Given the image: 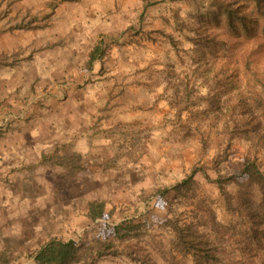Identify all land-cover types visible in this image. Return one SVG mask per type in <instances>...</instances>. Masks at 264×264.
Segmentation results:
<instances>
[{"label":"rangeland","instance_id":"1","mask_svg":"<svg viewBox=\"0 0 264 264\" xmlns=\"http://www.w3.org/2000/svg\"><path fill=\"white\" fill-rule=\"evenodd\" d=\"M197 3L0 0V120L8 113L10 121L19 117L11 125L21 128L17 141L25 143L23 150L30 139L47 143V155L43 150L34 158L23 151L7 158L13 144L4 139L11 132L0 131V264L4 255L8 264H36L30 256L51 238L87 247L109 238L110 253L95 264H214L178 249L175 232L160 224L174 216L190 224L197 212L198 218L217 217L229 226L231 217L212 181L238 176L246 160L264 173V141L243 137L216 149L232 109L239 111L248 96L244 53L258 48L244 38L231 54L219 51L213 58L204 52L206 57L195 60L188 27L196 24ZM209 20V29L220 31L222 39L231 35ZM97 46L102 52L92 67ZM172 82H183L191 100L178 103ZM211 87L219 96L209 93ZM224 148L227 156L218 157ZM8 166L18 172L7 176ZM195 168L205 172L196 175L200 187L186 204L155 201L146 209L143 197L173 188ZM243 182L227 190L251 200L263 194L248 178ZM94 200L107 204L102 221L87 217ZM129 221H146L148 228L116 238L114 227ZM259 225L264 232V219ZM223 226L211 239L230 250ZM247 226L241 218L236 231ZM253 253L264 258V237Z\"/></svg>","mask_w":264,"mask_h":264},{"label":"trees","instance_id":"2","mask_svg":"<svg viewBox=\"0 0 264 264\" xmlns=\"http://www.w3.org/2000/svg\"><path fill=\"white\" fill-rule=\"evenodd\" d=\"M193 1L197 3L198 0ZM199 1L196 4V24L193 27H188L192 33V37L189 40L194 45L193 58L195 60L206 57L205 53H209L213 58L218 57L217 53L219 51L231 54L234 51L233 47H236L244 38L249 44H254L253 48H258L256 52L252 49L246 54L244 53V75L248 81V96L244 95V102L241 103L239 111H236V107L232 109L230 122L222 133V135L224 134L223 142L218 141L216 149H219L225 143H227L225 146L229 148L234 140L242 139L243 137L245 141L258 140L257 143L264 141V68H262L263 66L260 63L264 60V50L262 49L264 43V0ZM210 16L221 25L222 28L218 29L231 35L222 39L220 31L214 33L213 30H210L208 27L209 23H207V21H210ZM219 21H222V23ZM178 26L179 28L181 27V30H183V27L186 28L185 25L183 27L180 26V23ZM258 35L261 38H258ZM101 52L102 50L99 46L94 49L90 66L94 67L98 62ZM182 84L183 82H172L171 85L178 94V103H181V100H191V92H188L187 88ZM213 91H215V88L211 87L209 93L215 95V97L219 96L218 94H213ZM207 100L211 101L210 98ZM231 107H229V111ZM181 113L182 111H179V116ZM11 114L13 113H8L6 120H0L2 121V123L0 122V131L4 132L7 129L11 133L14 132L13 128L15 125H13L14 123L11 125V122L17 121L19 117L14 114L16 120L10 121L9 115ZM241 116H244V125L241 122ZM234 129L236 130L235 132ZM4 134L6 136L7 133L5 132L2 135ZM5 138L7 139L8 137L6 136ZM207 142L208 140H204L205 144ZM31 151L33 149L30 150V153H32ZM224 152H227L226 148L220 149L218 157L227 156ZM36 155L37 152L34 151V158L37 157ZM44 155H47V150L44 151ZM46 157L44 156L43 158L45 162H47ZM51 157V162L61 164L53 156ZM31 169L34 170L32 166ZM201 171L205 172L203 168H195L189 177L173 188L158 190L153 197H143L144 206L146 205V209H151L155 201L169 206L173 200L181 202L180 204H186L200 187L199 181L196 180V175ZM6 172L7 176L11 177L12 174L15 175L18 172V168H10L8 166ZM244 177L248 178L250 186L255 185L263 191V194L258 199L251 200L249 199L250 196L245 197L240 190L237 194L227 190L228 185L243 187ZM212 183L218 188L223 200L221 204H223L227 214L231 217L229 226L220 224L217 217L211 218V221L202 217L198 218L197 212H194L196 223L191 222L190 224L182 225L178 216H174L173 218H167L160 224V227L172 229L176 234L178 249L189 251L201 263H222L225 261L222 251H226L228 260L224 264H264V258L258 253H253L254 247H259L260 240L264 237V232L259 230V224L264 219V173L257 162L246 160L243 171L238 176H231L228 179L220 177L212 181ZM197 208L201 211L205 210L202 205H198ZM87 210V217L92 222L102 221L106 216L107 204L102 200H94L88 203ZM233 216H236L234 222ZM243 217L248 221V226L244 231H236V224L238 222L241 225V218L244 219ZM143 222V224H135L133 221H129L126 224H118L113 229L114 235L116 238L125 240L131 237L132 231L141 227L148 228V223L146 221ZM242 223L244 225V221ZM220 226L226 229V240L232 247L230 250L223 249L220 240H217L216 243L211 239L214 230H221ZM113 244V241L109 238H103L96 245L90 247L80 245L73 239L64 241L51 238L41 244L36 253L31 255L30 258L36 264H95L99 259L107 257ZM8 263L9 258L6 255L2 256V264Z\"/></svg>","mask_w":264,"mask_h":264},{"label":"crops","instance_id":"3","mask_svg":"<svg viewBox=\"0 0 264 264\" xmlns=\"http://www.w3.org/2000/svg\"><path fill=\"white\" fill-rule=\"evenodd\" d=\"M13 130H14L15 134L14 133H10V135L8 136V138L7 139H4V141L13 144L12 147L9 148V150L5 152V155H6L7 158L12 157V156L16 155L17 153L20 154V152H23V151L24 152H30V149H31L32 146H33V148H32L33 151H31V152L33 154H34V151L37 152V154H39L40 151L41 152L43 150L45 151V149L47 148V146H46L47 143L40 145L41 143L40 144H37V143L33 142L34 139H30L31 140L30 141L31 142V144H30L31 146L30 147H27L28 148L27 150H23L25 148H22V147L26 146L25 143H19L17 141V139L21 136V128L18 127V126L17 127L15 126L13 128ZM73 143L74 144H77L78 142H73ZM13 146H16V148L13 147ZM54 183H55V187H56L57 182H54Z\"/></svg>","mask_w":264,"mask_h":264}]
</instances>
